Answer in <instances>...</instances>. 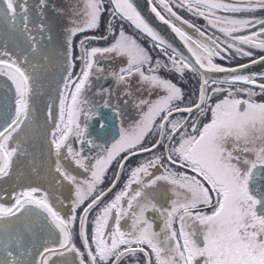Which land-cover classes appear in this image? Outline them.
Masks as SVG:
<instances>
[{
  "label": "snow or ice",
  "instance_id": "6c2138e0",
  "mask_svg": "<svg viewBox=\"0 0 264 264\" xmlns=\"http://www.w3.org/2000/svg\"><path fill=\"white\" fill-rule=\"evenodd\" d=\"M147 3L189 56L168 44L133 0H80L68 12L59 46L61 75L41 124L35 99L42 94L41 74L51 63L48 49L53 41L47 0H36L31 7L29 0H0V21L24 45L15 51L7 44L0 49V77L10 82L4 91L12 93L10 109L0 116V181L27 155L24 142L37 127L47 144L55 183H66L72 193L62 199L39 185L14 188L10 203H0V264H121L129 257L133 264H264V102L254 99L264 95V83L256 82L264 74L243 75L241 69L250 65L226 68L214 62L231 59L232 53L254 56L241 45L264 52V19L217 15L264 10V0ZM173 4L204 18L213 35L184 21ZM105 13L110 17L105 34L84 35L75 42L79 34L97 30ZM116 20L121 21L118 30ZM123 22L149 38L166 61L154 60L126 34ZM94 41L106 46L89 48ZM251 63H264V56ZM162 70L181 79L185 71L198 75L195 100L189 96L186 101L183 88L161 76ZM213 73L232 75H206ZM107 79L119 90L117 96L139 113L127 127L121 123L110 146L98 144L89 133L93 120L100 130L106 127L100 109L121 116L112 103V89L93 87L94 81ZM89 92L99 99L90 98ZM134 156L144 158L129 170L120 191L100 207ZM117 158L111 186L98 190ZM31 171L39 174L35 162ZM161 192L167 198L164 205L157 201ZM148 213L158 216L162 225Z\"/></svg>",
  "mask_w": 264,
  "mask_h": 264
},
{
  "label": "flooded vegetation",
  "instance_id": "af4514ba",
  "mask_svg": "<svg viewBox=\"0 0 264 264\" xmlns=\"http://www.w3.org/2000/svg\"><path fill=\"white\" fill-rule=\"evenodd\" d=\"M35 2L36 0H29V6L31 7L33 4H35ZM224 2L238 3L239 0H224ZM67 3H68V0H47L46 22L51 31V35L53 36V41L49 45V49H48L49 55L51 57V63L45 67L43 73L41 74L42 94L35 99V108L37 110L39 122L41 124L43 123V118H44L43 113L45 111V106L49 102L50 97L54 98L55 91L57 88V82L61 75L60 63L62 61V57L59 54V46L63 41V37H58L59 28L60 26H62V21L63 22L66 21L69 9L74 8V7H70L69 4ZM61 9L63 10V13L58 11ZM104 15L101 18V22L104 21ZM195 17L197 18V16ZM255 17L257 19H264V10L256 11ZM124 23H126L128 26H131L128 22H124ZM134 30L136 29L134 28ZM99 32H100V27L97 30L86 32V33L79 34V35L97 36L96 34ZM62 33H63V30H62ZM62 33L61 35H63ZM234 35H238V34H234ZM140 38H142L144 42L143 47L149 50L154 60L160 59L162 63L166 61V57L160 54L158 49H155L152 47V42L150 41L149 38H147L146 36L140 37ZM79 39H81V37H76L75 42H78ZM101 43H104V42L94 41L92 44L88 45V47L89 48L92 46L101 47L99 45ZM5 44H7L8 50L10 51H15L18 45L20 48H23L24 46L22 38L12 33L9 30V27L5 25L2 21H0V49H3ZM250 50H253V49H250ZM261 53L264 54V52H261ZM259 55L253 56L252 58L246 61H240V62H235V60L234 61L224 60L219 65L223 67L238 65V64L247 62L249 60H252L258 57ZM79 67H80L79 61H77L76 70H79ZM113 67L115 66L113 65ZM105 68L107 70L108 66L105 65ZM160 75L163 77L172 79L173 82H176L177 84H179V86L183 88L186 94L185 95L186 101L189 96H191L192 99L195 100V96L192 94L198 88V84H199L198 75L185 71V75L181 79L175 73L166 72L163 70L160 72ZM257 81L259 83H264V79H261V78ZM5 83H8L10 85V82H7L6 78L0 77V116H3L4 114L8 112V110L11 107V103H12V93L4 91L3 85ZM239 86L240 87H252V86L243 85V84H240ZM93 87L94 88H111L112 89V103L117 108H119L121 112V116L116 117L114 116L113 111L100 109V112H101L100 118L103 119L106 124V127L104 130H100L97 127L95 120L89 122V133L91 134V137L95 139L98 144L110 146L113 139L118 138V133H119V128L121 126V123L123 122V125L127 127L132 122H134L136 119H138L139 113L131 103L126 105L124 103V98L117 96V92L119 90L114 87V82L111 79L94 81ZM136 88H137L136 82L135 80H133L132 92L134 94H136ZM255 90H258V89H255ZM89 97L95 98L97 100L99 99V97H93L92 92H89ZM254 99L257 102H264V98H260L259 96L254 97ZM81 119L83 122V117ZM2 123L3 121L0 120V125H2ZM149 142L150 141L146 139L144 143L145 145H148ZM24 147L27 149V155L19 157L14 163L11 176L6 177L4 180L0 181V203H4V204L10 203L9 194L12 193L13 189L15 188L16 190H19V187L26 186L29 184L39 185L43 187L44 189L50 191L54 197L59 196L62 199L68 198L69 195L72 194L70 190V186L67 185L66 183L64 185L56 184L55 183L56 175L54 172L50 171V161L48 160V156H47V144L41 134V130H39L37 127H34L29 132L28 137L24 142ZM77 147H79V145H77ZM95 154H96L95 152L91 153V155H95ZM123 155L124 154H121L120 158H122ZM120 158H117V161H114L111 164V166L109 167L104 177L103 183L99 185L98 190L99 189L106 190L111 186L118 172V162ZM143 158L144 157L134 156L128 161L123 172L120 174V179H119V182L116 184V187L112 189V192L108 194V196L105 198L104 202L100 205V207H103L104 203H107L108 201H110L115 195V193L120 191V189L123 187V184L129 175V170L133 166H135L138 163V161H140ZM33 162H35V165L39 170V174H35L31 171ZM166 199L167 198L165 197L163 192L157 195V201L161 205H164L166 203ZM97 211H99V209H97ZM95 214L96 213L93 212L91 216L89 217V220H91V218L95 216ZM78 215H79V210H78ZM147 215L150 219H153L158 226L162 225V222L160 221L158 216H155L154 214H151V213H148ZM122 223H126V222L122 221ZM34 239H37V237H34ZM75 242H76L77 247H80L79 239H76ZM2 256H3V253L2 251H0V258H2ZM141 257H142V254H141ZM24 258L28 260L32 259V257H29V256H26ZM77 264H78V261H77ZM121 264H133L132 258L129 257L126 261H122Z\"/></svg>",
  "mask_w": 264,
  "mask_h": 264
},
{
  "label": "rangeland",
  "instance_id": "374dc122",
  "mask_svg": "<svg viewBox=\"0 0 264 264\" xmlns=\"http://www.w3.org/2000/svg\"><path fill=\"white\" fill-rule=\"evenodd\" d=\"M78 3H80V0H68L67 4H69L70 7H75V5L78 4ZM173 10L176 11L177 14L179 16H181L184 21H187L189 23L194 24L197 28H200L201 30H206L208 35H213L214 30L207 28V21L204 18H202V17H197L196 18L194 15L189 13L186 9L179 8L175 4H173ZM217 15H228V16H233L235 18H247V17L255 16V12L254 13L241 12V13H236V14H233V13H217ZM108 19H110V17L108 16L107 13H105L104 21L101 22V24H100V32L96 34L97 36H100V35H103V34L106 33V27H107V23L109 21ZM172 19H173L174 23H176L178 26L182 27L189 34H191L193 36L197 35L193 28H188L187 27V24H181L179 21H175L174 18H172ZM66 23H67V19L64 22L62 21V26H60V28H59V36L58 37H63L64 32H65ZM120 24H121V21H119V20L114 21V25L117 28V30L119 29ZM123 28H124V31L126 32V34H128V35L132 36L133 38H135L138 41V43H140L143 46L144 42H143L142 38H140V37H144L145 35L139 33L138 30H134V28L132 26H128L124 22H123ZM62 30H63V33H62ZM60 32L63 35H61ZM215 35L221 36V34L218 33V32H215ZM77 37H82V35H78ZM99 45L101 47L106 46L105 42L101 43ZM241 47L244 48V50H247V51H254V56H257L259 54L263 55L258 50H250V49H248L245 46H241ZM261 55H259V56H261ZM248 59H250V58L237 56L235 53H232V58L231 59H216L214 62L217 63V64H221V62H223L224 60H231V61L235 60V62H240V61H246ZM256 91L258 92L259 90H256ZM257 96H259L260 98H264V95H257Z\"/></svg>",
  "mask_w": 264,
  "mask_h": 264
},
{
  "label": "water",
  "instance_id": "95a60500",
  "mask_svg": "<svg viewBox=\"0 0 264 264\" xmlns=\"http://www.w3.org/2000/svg\"><path fill=\"white\" fill-rule=\"evenodd\" d=\"M134 4L137 7V10L141 13V15L145 18V20L150 24V26L165 40L168 44H171L178 52H180L184 56H189L187 53L186 48L184 47L183 43L179 40V38L171 31V29L163 24L151 11L150 6L147 3V0H133ZM159 10V8H158ZM163 14V13H162ZM259 27V26H257ZM238 35L243 33H237ZM261 56H264L261 55ZM259 56V57H261ZM256 57L254 59H257ZM240 65H250L249 67L241 69V74L249 75V74H264V63H255L252 64L251 60L248 62H244L238 65L228 66L226 68H237ZM216 79H224L232 73H213V74H206ZM259 76L257 80H259ZM259 83L258 81H256ZM254 87L253 85H249Z\"/></svg>",
  "mask_w": 264,
  "mask_h": 264
}]
</instances>
